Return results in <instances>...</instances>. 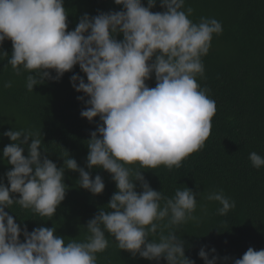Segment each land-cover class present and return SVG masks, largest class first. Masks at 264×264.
<instances>
[{
	"label": "clouds",
	"instance_id": "clouds-1",
	"mask_svg": "<svg viewBox=\"0 0 264 264\" xmlns=\"http://www.w3.org/2000/svg\"><path fill=\"white\" fill-rule=\"evenodd\" d=\"M113 3L118 11L85 12L69 30L65 0H0V45L11 42L10 55L0 52L5 67L16 76L26 74L29 92L73 73L70 85L84 104L80 117L89 123L98 118L86 141L84 167L63 148L58 167L43 147L41 132H3L9 143L0 161L10 170L0 177V264H97L108 237L121 252L149 264H196L185 255L186 242L177 229L200 221L194 215L200 193L182 186L167 196L152 189L143 173L180 168L210 136L215 101L197 78H204L202 58L222 25L208 17L193 22L185 0ZM157 4L161 11H153ZM77 66L79 72H73ZM152 79L155 86L149 87ZM248 159L255 169L264 167V157L256 152ZM93 169L107 173L116 190L81 226L82 239L66 242L55 227L43 224L29 231L9 211L15 204L52 218L69 191L66 172L78 174V188L99 196L105 183ZM206 200L219 205V216L235 208L222 189L208 192ZM197 256L203 264H264V249L252 247L233 258L202 245Z\"/></svg>",
	"mask_w": 264,
	"mask_h": 264
},
{
	"label": "trees",
	"instance_id": "trees-1",
	"mask_svg": "<svg viewBox=\"0 0 264 264\" xmlns=\"http://www.w3.org/2000/svg\"><path fill=\"white\" fill-rule=\"evenodd\" d=\"M64 6L70 14L69 30L85 12L96 15L98 11L119 10L113 0H65ZM187 7L193 9V22L208 17L222 25V33L213 36L209 52L202 58L204 78H197L215 101L211 133L204 147L182 161L180 168L145 169L143 175L152 189L167 196L182 186L200 193L194 213L200 221L181 225L177 234L186 242L185 255L203 264L197 256L202 245L215 247L220 257L233 258L241 257L249 247L264 249V167L255 169L248 159L251 152L264 157V0H185ZM153 11H161L158 4ZM0 52L10 55L11 42L0 45ZM6 64L7 59L0 57V153L9 143L3 132L29 129L41 132L43 147L58 167L63 163L59 160L62 148L84 167L86 141L98 118L89 123L80 117L84 104L77 100L82 94L70 85L73 73L29 92L26 74L16 76ZM73 72H79L78 66ZM6 81H11L12 87L4 88ZM147 84L154 87V79ZM8 170L6 161H0V177ZM97 174L105 188L101 195L92 196L75 185L77 173L66 172L64 183L69 191L52 218H41L15 204L9 211L29 231L43 224L55 227L66 242L69 238L82 239L81 226L116 190L107 173L93 169L92 175ZM219 189L235 202V208L225 216L216 214L217 203L206 200L208 192ZM108 239L109 247L98 254L97 264H149L121 252L112 238Z\"/></svg>",
	"mask_w": 264,
	"mask_h": 264
}]
</instances>
